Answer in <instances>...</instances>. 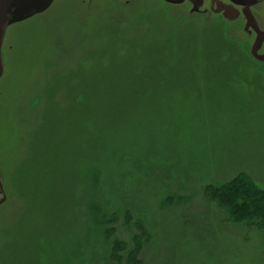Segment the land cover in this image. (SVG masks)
I'll list each match as a JSON object with an SVG mask.
<instances>
[{"label": "rangeland", "instance_id": "obj_1", "mask_svg": "<svg viewBox=\"0 0 264 264\" xmlns=\"http://www.w3.org/2000/svg\"><path fill=\"white\" fill-rule=\"evenodd\" d=\"M58 7L3 34L0 264H264V214L232 182L264 193V65L247 33L160 0Z\"/></svg>", "mask_w": 264, "mask_h": 264}, {"label": "flooded vegetation", "instance_id": "obj_2", "mask_svg": "<svg viewBox=\"0 0 264 264\" xmlns=\"http://www.w3.org/2000/svg\"><path fill=\"white\" fill-rule=\"evenodd\" d=\"M160 1L170 7L188 10L191 15L211 14L228 24L240 27L251 38L250 53L254 49L253 54L259 58L264 57V0H177L179 3L172 2L176 0ZM252 56L264 65L262 59ZM0 173L1 205L6 201L7 194L1 170Z\"/></svg>", "mask_w": 264, "mask_h": 264}, {"label": "trees", "instance_id": "obj_3", "mask_svg": "<svg viewBox=\"0 0 264 264\" xmlns=\"http://www.w3.org/2000/svg\"><path fill=\"white\" fill-rule=\"evenodd\" d=\"M118 150L117 154L120 152H122V149L120 147H114L112 149V155L114 156L115 155V152ZM126 153L127 154H130L129 151L126 150ZM124 155V154H121L123 159H126L128 160V162L130 161V156L129 155ZM121 155L118 156V158L120 159L121 158ZM92 174L90 173L89 174V177L91 178ZM241 179V178H240ZM240 179H236L234 181H232L235 186H236V191L237 192H241L242 196L244 197V201L247 200H255L254 203L258 204L259 206H257V208L255 209V211L253 213H256V214H264V193L258 191V193L256 195H253L252 193L248 192L249 190L253 189L254 187L247 181V180H240ZM243 181L244 184H243ZM209 193L214 199H215V205L216 204H220L219 200L220 198H217V196H214L212 193V190H210L208 187H205V193ZM222 207L227 210L223 205ZM252 214V213H251ZM107 214L105 212H102L100 210V206L97 204V201L95 202H92L91 203V200L88 202V206H87V217L88 219L96 224L97 223V228L100 229L98 230L97 232V235H99V233L101 232V235H100V238H103V237H106V236H109L111 235L112 231V227H109V221L107 219ZM93 219H94V222H93ZM112 221V219L110 220ZM88 234V237L91 235V226H87V232ZM147 237V236H146ZM88 239H91V237H89ZM145 240L144 238L139 241V243L133 248L135 250V248L137 247V250L136 252H138L141 248V242ZM110 252H111V256L115 259L118 260V262H121V259L119 258L117 252H116V249H115V243L112 242V244L110 245ZM131 251L129 252V255H130ZM117 254V255H116Z\"/></svg>", "mask_w": 264, "mask_h": 264}, {"label": "water", "instance_id": "obj_4", "mask_svg": "<svg viewBox=\"0 0 264 264\" xmlns=\"http://www.w3.org/2000/svg\"><path fill=\"white\" fill-rule=\"evenodd\" d=\"M53 0H0V49L5 27L11 23L21 22L42 12ZM179 3L180 1H172ZM253 53H255L253 49ZM259 59L264 60V57ZM1 64V53H0ZM2 66H0L1 68Z\"/></svg>", "mask_w": 264, "mask_h": 264}, {"label": "bare ground", "instance_id": "obj_5", "mask_svg": "<svg viewBox=\"0 0 264 264\" xmlns=\"http://www.w3.org/2000/svg\"><path fill=\"white\" fill-rule=\"evenodd\" d=\"M67 2H68V0H59V7L57 8V9H55V11L54 12H56V10L58 11V12H61V7H62V5H65V4H67ZM54 12H53V18H55L54 17ZM49 17H50V15H49ZM57 18V17H56ZM67 27V30H69V28H70V25H68V26H66ZM176 45V44H175ZM55 49V47H53L52 48V50H51V52H53V50ZM180 50H178L177 52H179ZM176 62H181V63H183V64H186L185 62H183V61H181L180 59H177L176 60ZM186 62H188L187 60H186ZM169 62H166V64H168ZM175 65H177V63H174L172 66H170V68L171 67H173V68H175ZM167 67V66H166ZM167 69L168 70H170L168 67H167ZM175 71L177 72V73H179V76H183L184 78L185 77H187V70H185V69H182V70H176L175 69ZM162 74L164 75V76H166L167 75V73L165 72H162ZM214 86H221L222 85V87L223 88H228L229 87V85H230V82L229 81H225V82H215V84H213ZM235 87V86H234ZM179 115H177V116H175V118L176 117H178ZM40 126V120L38 121V123H37V127H39ZM2 161H3V171H4V173H5V175H6V173L8 174V171L6 170V172H5V169H8L9 167H7L6 166V158H4V159H2ZM14 162V160H10V169L14 166V165H12V164H14L13 163ZM9 174H11V172L9 173ZM10 176V175H9ZM9 180H11V179H9ZM7 189H9V186H7V184H6V194H7ZM14 191H15V194L17 195V194H19V189H18V187L16 186V189H15V184H14ZM17 191V192H16ZM18 198H19V196H17ZM20 212V211H19ZM19 212H18V214H17V217L19 216ZM17 213V212H16ZM3 214H4V210H3V213H2V219H4L3 218ZM6 218H7V216L5 217V220H6ZM15 226V225H14ZM14 226L7 232V234H6V236L7 237H10V238H12L13 236H16V232H15V229H14ZM8 233H10V235H8Z\"/></svg>", "mask_w": 264, "mask_h": 264}]
</instances>
